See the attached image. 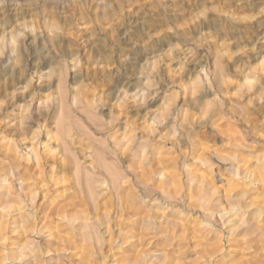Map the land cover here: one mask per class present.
<instances>
[{
	"label": "rangeland",
	"instance_id": "1",
	"mask_svg": "<svg viewBox=\"0 0 264 264\" xmlns=\"http://www.w3.org/2000/svg\"><path fill=\"white\" fill-rule=\"evenodd\" d=\"M0 264H264V0H0Z\"/></svg>",
	"mask_w": 264,
	"mask_h": 264
},
{
	"label": "bare ground",
	"instance_id": "2",
	"mask_svg": "<svg viewBox=\"0 0 264 264\" xmlns=\"http://www.w3.org/2000/svg\"><path fill=\"white\" fill-rule=\"evenodd\" d=\"M85 106L86 107H88L89 105H88V103H86L85 104ZM113 132H109V136L108 137H110L109 139H110V141H112L113 143H112V145L114 144V145H120L121 143V140H119L120 142H118V139L115 137V135L113 136V134H112ZM25 142V141H24ZM29 144V143H28ZM18 145V144H17ZM30 145V144H29ZM20 146V145H19ZM15 147V146H14ZM30 148V147H29ZM16 149H17V147H16ZM34 148H30V149H27L26 150V148H25V150L27 151V153L26 154H28V156L27 155H25V156H27V157H25L26 159H29V158H34V160H36L37 159V153H36V151H34L33 150ZM20 152V151H19ZM88 157V156H87ZM29 161V160H28ZM38 163V162H37ZM39 163H41L40 161H39ZM41 165V164H40ZM37 166V165H36ZM51 170H52V167H51ZM144 173H146V172H144ZM103 181H105V180H103ZM114 182V181H113ZM103 184V183H102ZM113 184V183H112ZM104 186H105V182H104ZM108 186V185H107ZM110 186H112V185H110ZM113 188H115V187H113ZM118 189V188H117ZM6 191H7V189H6ZM105 191V190H104ZM119 191V190H118ZM111 192V191H110ZM118 197H119V195H118ZM121 200V199H120ZM121 203H123V202H121Z\"/></svg>",
	"mask_w": 264,
	"mask_h": 264
}]
</instances>
